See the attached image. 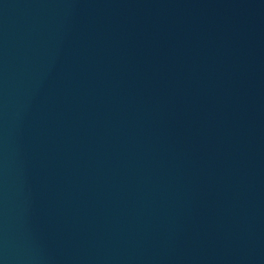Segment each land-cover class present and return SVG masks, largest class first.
Segmentation results:
<instances>
[{"label":"water","instance_id":"95a60500","mask_svg":"<svg viewBox=\"0 0 264 264\" xmlns=\"http://www.w3.org/2000/svg\"><path fill=\"white\" fill-rule=\"evenodd\" d=\"M0 264H264V0H0Z\"/></svg>","mask_w":264,"mask_h":264}]
</instances>
